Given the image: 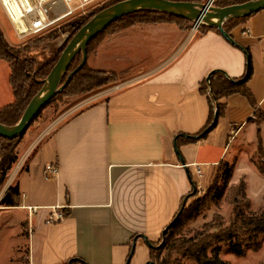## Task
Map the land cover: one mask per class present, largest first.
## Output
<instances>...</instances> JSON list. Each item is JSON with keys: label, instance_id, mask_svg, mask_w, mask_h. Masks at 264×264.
I'll return each instance as SVG.
<instances>
[{"label": "crops", "instance_id": "1", "mask_svg": "<svg viewBox=\"0 0 264 264\" xmlns=\"http://www.w3.org/2000/svg\"><path fill=\"white\" fill-rule=\"evenodd\" d=\"M48 9L51 16L61 15L65 4L53 0ZM159 28L175 40L179 35L181 42L190 39L177 25L130 27L103 38L95 53L96 68H90L111 72L110 60L127 70L139 65L144 68L150 62L142 56L143 36L156 38L150 31ZM228 34L235 44L213 30L200 32L187 46L178 45L157 65L118 84L120 89L108 87L82 101L80 108L48 123L36 122L26 131L16 149L18 161L8 175L16 173L14 169L19 170L28 158L23 185L26 200L20 196V206L2 210L24 212L29 229L28 264H127L134 242L137 250L146 241L160 240L183 199L192 192V181L197 183L191 173L193 168L197 174L195 165L200 169L199 178L211 176L220 163L237 167L238 157L223 158L231 127L238 126V133L241 128L264 123L255 119L257 110L264 111V10L233 23ZM150 40L145 42L156 43ZM110 44L122 54L106 53ZM248 54L253 74L246 86L254 104L241 94L221 100L226 110L220 118L227 126L216 142L210 138L213 132L195 143L187 142L204 129L210 117L208 98L200 92L203 82L213 71L240 80L246 74ZM125 62L129 68L121 65ZM10 76V64L0 60V111L15 101ZM259 133L260 129L255 151ZM247 161L250 175L262 174L248 157ZM47 165L58 168L51 179L44 174ZM202 168H206L204 174ZM240 176L249 183L248 173ZM21 187L20 183L22 195ZM54 214L63 219L51 222Z\"/></svg>", "mask_w": 264, "mask_h": 264}, {"label": "rangeland", "instance_id": "2", "mask_svg": "<svg viewBox=\"0 0 264 264\" xmlns=\"http://www.w3.org/2000/svg\"><path fill=\"white\" fill-rule=\"evenodd\" d=\"M124 0H86L83 2V6L81 3L75 1L71 4L73 8H78L76 12L69 18L64 19L59 22L53 28H51L48 32L30 36L23 41L18 40L15 31L7 19L1 5H0V28L3 30L6 39L10 44L15 47V51L18 52V57L20 62L24 60H28L30 58L36 59V65L41 61L49 60L53 57L54 54L58 53L64 47V39L68 40L70 34L68 31V24L73 22H86L87 23L94 17L93 14H97L100 11ZM177 2H195V3H207L209 0H171ZM214 5V4H213ZM82 6V7H80ZM215 6V5H214ZM147 12V11H145ZM159 20L164 19L166 21H170L167 24L177 25L179 28L185 30L189 40H185L181 42L183 37L181 38L179 35L177 40L173 39L172 34H165L161 30L164 29H153L150 32L156 36L154 39H148L147 36L144 37V45L145 48L141 49L142 56L147 59L146 61L150 62L149 65L143 66L141 65L130 67L129 70L124 68H119L118 62H114L113 60L108 61V65H112L114 68H110L111 72L116 74L115 79H117L116 83L109 84L101 89H98L91 93L84 94H74L69 96H61L53 103L49 104L37 117L34 122L30 125L28 129H30L33 125L37 123H48L50 121L55 120L60 117L63 113H67L69 111H73V109L80 108L81 102L88 99L91 100L95 98V96L107 89L108 87H113L115 84H120L124 82L130 81L131 77L137 74L144 69H149L157 65L160 61L165 59L166 55L172 53L178 45H182L181 48L187 46L189 42H191L194 38L200 35V31L198 29H194L193 22H188L182 19L177 18H169L163 15H153V14H139L137 16L132 17L129 21L120 23L115 26L117 29L119 27H123L126 24L139 22V21H150V20ZM86 23V24H87ZM139 24L134 25L133 27ZM84 26V25H83ZM82 26V27H83ZM81 27V28H82ZM66 30L63 33H60L59 37L53 41L48 39L49 34L54 30ZM174 27H172L171 30ZM53 34V33H52ZM147 40L156 41V43L145 42ZM112 43V41H110ZM182 43V44H181ZM96 43L92 45V50H95ZM105 52L110 53L112 55L113 52L122 54L118 48L110 47V45H106ZM180 48V49H181ZM137 53L136 49H132ZM149 51V53L147 52ZM147 52V53H146ZM96 51L92 53L91 58L88 56L87 66L90 68H96ZM134 55L133 52L131 54ZM136 56V55H134ZM90 58V59H89ZM15 63V62H13ZM16 64V63H15ZM36 65H33V70H31V75H35ZM126 68H129V63L121 64ZM125 70V71H123ZM47 79V78H46ZM115 85V86H117ZM43 87V86H42ZM84 103V102H83ZM216 103V102H215ZM78 107V108H77ZM255 119L259 123L264 119V111L258 110L255 113ZM227 121L220 118L218 121V126L214 129L211 134V141L216 142L217 136L222 134L223 128L225 125L227 126ZM13 127V126H9ZM236 127H231L232 132H230V143L227 147L225 156L223 157L225 161H231L233 157H238L237 167L236 164H231L234 166L235 172L232 177L229 186L224 188V182L222 181L223 170L224 167L217 166L213 170L211 176L204 174L206 168H202V172L204 174L203 178H199L195 173V170L192 168L191 173L193 179L197 181V189L194 192L193 196L187 202L185 210H194L198 208L202 210L200 215L196 219H187V214L183 218V226L180 229V235L184 237L193 236L194 232L202 229L203 225L207 222H210L213 219L214 215L219 214L223 220L225 225H229L233 218V210L235 208L246 204H249V209L254 213H260L264 211V174L262 176L258 174V176L254 177L250 175L252 172L251 166L247 163L248 159L254 164L261 166L264 169V123L260 127L249 126L244 129H240L238 133H236ZM230 127H228V130ZM260 129V137L263 140L262 150L255 151L257 147V132ZM2 144V142H0ZM21 155V153H20ZM16 165V164H15ZM28 158L21 165L19 170H16V173L12 171L10 174L5 186L0 188V203L4 198L6 192L10 187L18 186L21 183L23 189L22 195L20 194L22 200H26V194H24V189L26 185V176L28 171ZM17 167V166H16ZM15 167V168H16ZM220 167V168H219ZM239 167V168H238ZM194 170V171H193ZM249 171V172H248ZM241 172L248 173L249 183H247L248 188H246V198L242 191L240 190L241 181H245L244 179H240ZM15 174V175H14ZM246 182V181H245ZM29 183V182H28ZM24 185V186H23ZM4 207L0 204V264H28L27 260V237L29 234V229L26 226V218L24 217V212L22 210L19 211H8L2 210ZM165 230V229H164ZM165 242V238L161 237L159 241L153 243L156 247V251L152 258L155 264H160L162 260L166 257L167 251L162 249L163 244ZM138 245L135 250L132 264H147L148 261H145L146 257L149 256L150 247L148 244H144V248L141 249ZM221 258L228 262L229 264H264V241L262 243L261 248L258 251L248 250L245 256L237 257L234 254L230 253L226 247H223L221 252ZM151 261V259H150ZM175 264H194L192 260L186 259L182 260Z\"/></svg>", "mask_w": 264, "mask_h": 264}, {"label": "trees", "instance_id": "3", "mask_svg": "<svg viewBox=\"0 0 264 264\" xmlns=\"http://www.w3.org/2000/svg\"><path fill=\"white\" fill-rule=\"evenodd\" d=\"M248 1L251 0H215L214 5L216 7L223 8L232 5L243 4ZM139 14L163 15L165 17L177 18L190 22L187 19L164 12L147 11L128 15L112 23L106 30L101 32L97 37L90 41L87 48L88 56H91L93 51H96L99 43L108 34L118 33L122 30L133 27L136 24L148 25L170 22L164 19L139 22L137 21L126 24L125 26L119 27L117 29H112L120 23L127 22L132 17ZM95 15L96 13L93 14L92 17ZM243 19L245 18H236L226 22L224 24V30L227 33H230L231 25ZM86 23L87 21L83 23L73 22L68 24L67 32L70 34V36L64 44L63 49L54 54L53 57L49 60L43 62L40 61L38 65H36V59L34 58H30L28 60L20 62V59L17 55L18 52L15 51V47H12L6 41L4 33L0 28V60H4L10 64V81L15 96L14 103L0 111V124L9 127L15 126L20 121L31 100L40 91L43 86V82L46 80V78H48L51 71L57 64L68 41ZM198 30L200 32L213 30L221 34V32L217 28L206 25L199 26ZM65 31V29L61 30V32H59V30H54L49 34L48 39L53 41L59 37L60 33H63ZM95 43V50H92V45ZM82 58V53L76 56L69 67L64 82L67 77L78 68L82 61ZM13 62H15L16 64ZM33 65H36L34 76L31 75L30 70H33ZM252 74L253 66L250 54H248L246 74L240 80L230 79L222 71H213L210 74V80L204 81L200 88V92L203 95L207 96L210 104V117L208 123L201 132H199L194 137H190L189 139H187V142L195 143L200 139H204L212 130L217 127L220 117L224 115L226 110V106L225 104L221 103V100L228 98L229 96L234 94H241L245 96L252 104H254L252 93L246 86V84L252 77ZM115 76L116 74L114 72L91 69L87 66L86 63V65L73 76L69 85L59 94H57L49 104L53 103L61 96L91 93L109 84H114L117 81V79H115ZM39 115L37 117H39ZM216 115L218 116V121L214 123ZM209 128L210 131H207ZM23 137L24 135H21L16 139H7L0 136V142H2V144H0V187L4 186V184L8 180L10 171L18 161L16 149ZM262 144L263 141L259 135V151L262 150ZM219 166L224 167V170L222 171V181L224 182V188H227L233 177L234 167L230 166L228 163H220ZM257 168L262 174H264V169H262L261 166L257 165ZM192 187V192L183 199L180 210L173 219L174 221L179 214L173 226L169 229L165 237H163L162 235V237L165 238L162 249L167 251V255L160 264H175L186 259L192 260L194 264H229L221 258L223 247H226L230 253L234 254L237 257L245 256L248 250L258 251L261 248L264 241V211L260 213H254L251 210H248L250 207L249 204L243 206L239 205V207L233 210V218L229 225H225L223 218L219 214H217L213 216V219L210 222L205 223L202 229L194 232L193 236H190L188 238L181 236L180 229L183 226V218L185 217V215L187 214V219H196L202 211L198 208L194 210H185L188 200L193 196L194 191L197 189V185L193 183V181ZM246 188V182L241 181L240 190L242 191L244 198H246ZM19 200V187L14 186L8 189L0 204L3 207H18L20 206ZM146 243L150 244V259L151 262L154 263V261H152V258L157 246H154L151 242L148 241H146Z\"/></svg>", "mask_w": 264, "mask_h": 264}, {"label": "water", "instance_id": "4", "mask_svg": "<svg viewBox=\"0 0 264 264\" xmlns=\"http://www.w3.org/2000/svg\"><path fill=\"white\" fill-rule=\"evenodd\" d=\"M263 10L264 0H251L243 4L223 8L214 6L210 3V1L204 4L195 2H177L171 0L120 1L97 13L68 41L57 64L51 71L48 78L43 82V87L31 100L20 121L13 127L0 124V136L7 139H16L21 135H24L39 113L56 97L57 94L69 85L73 76L86 65L88 60L87 48L90 41L106 30L112 23L125 16L145 11L164 12L193 22L194 29H198L201 25L217 28L226 40L235 44L232 36L224 30V24L232 19L250 17ZM80 53L83 55L80 65L67 77L64 82L70 65ZM209 80L210 75L207 77V81ZM217 121L218 116L216 115L214 123ZM207 131H210V128ZM175 150L178 157L184 163L177 146H175ZM175 220L165 228L162 233L163 237L166 236ZM148 245L150 246V244ZM135 247L136 243L134 242L127 264H130L131 257L135 252ZM147 264L154 263L150 261Z\"/></svg>", "mask_w": 264, "mask_h": 264}, {"label": "built area", "instance_id": "5", "mask_svg": "<svg viewBox=\"0 0 264 264\" xmlns=\"http://www.w3.org/2000/svg\"><path fill=\"white\" fill-rule=\"evenodd\" d=\"M53 0H0V5L11 23L18 40L23 41L30 36H36L49 31L59 22L71 17L78 8H73L71 4L75 1L81 3L86 0H62L65 4V13L57 16H51L48 9L49 3ZM214 4L215 0H209ZM80 6V7H82ZM197 28L193 29L196 30ZM116 90L120 86L115 87ZM197 174L200 175L198 165ZM46 179H51L58 174V168L54 165H47L44 169ZM32 210V208H29ZM63 215L54 214L50 221H60Z\"/></svg>", "mask_w": 264, "mask_h": 264}]
</instances>
